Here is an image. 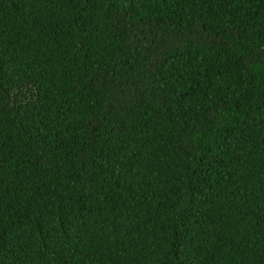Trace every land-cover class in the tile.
Instances as JSON below:
<instances>
[{
	"label": "trees",
	"instance_id": "16d2710c",
	"mask_svg": "<svg viewBox=\"0 0 264 264\" xmlns=\"http://www.w3.org/2000/svg\"><path fill=\"white\" fill-rule=\"evenodd\" d=\"M0 264H264V0H0Z\"/></svg>",
	"mask_w": 264,
	"mask_h": 264
}]
</instances>
